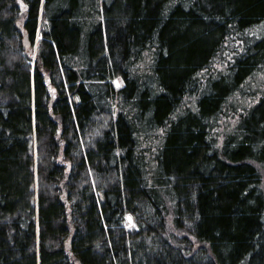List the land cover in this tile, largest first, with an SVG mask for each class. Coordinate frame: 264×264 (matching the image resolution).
<instances>
[{
    "label": "trees",
    "instance_id": "1",
    "mask_svg": "<svg viewBox=\"0 0 264 264\" xmlns=\"http://www.w3.org/2000/svg\"><path fill=\"white\" fill-rule=\"evenodd\" d=\"M263 23L264 0H0V264H264V91L234 104Z\"/></svg>",
    "mask_w": 264,
    "mask_h": 264
},
{
    "label": "rangeland",
    "instance_id": "2",
    "mask_svg": "<svg viewBox=\"0 0 264 264\" xmlns=\"http://www.w3.org/2000/svg\"><path fill=\"white\" fill-rule=\"evenodd\" d=\"M262 28L264 29V23L262 24ZM36 46L37 45H35L33 52H36V50H37ZM220 67H223V66L220 64L216 65V68L220 69ZM253 82H255V84H257L256 85L257 88L254 87V88H251V89L245 90V91H247V93L254 92V94L245 95V97H244V95H237L235 97L234 104L236 106L237 113H238V111L241 110L242 106H246L247 104L255 101L258 98V96L261 94V92L264 91V68L260 73L250 77L243 85H246L248 83H253ZM116 85H120V82L116 81ZM254 89H255V91H254ZM243 97H244V99H243ZM239 100H240V102H238ZM237 113H234L233 115L228 114L227 116L226 115L222 116L218 120V124L216 126V130H217L216 135L218 136L220 142H221V139L223 137V134L225 132H228L231 129V127L234 125V123L236 122ZM59 161L62 162L66 166V170H68L69 163L67 161H64L62 156L59 157ZM257 168L259 169V172L261 174V186L264 189V165L257 164ZM126 222L128 223V225L131 226L133 223L132 218L130 216H126ZM195 245H197V243H195Z\"/></svg>",
    "mask_w": 264,
    "mask_h": 264
},
{
    "label": "water",
    "instance_id": "3",
    "mask_svg": "<svg viewBox=\"0 0 264 264\" xmlns=\"http://www.w3.org/2000/svg\"><path fill=\"white\" fill-rule=\"evenodd\" d=\"M28 46V43L24 40V47L26 48Z\"/></svg>",
    "mask_w": 264,
    "mask_h": 264
},
{
    "label": "bare ground",
    "instance_id": "4",
    "mask_svg": "<svg viewBox=\"0 0 264 264\" xmlns=\"http://www.w3.org/2000/svg\"><path fill=\"white\" fill-rule=\"evenodd\" d=\"M23 46H24V44H23ZM28 48H29V43H28V46L26 48L24 47V49L27 50Z\"/></svg>",
    "mask_w": 264,
    "mask_h": 264
}]
</instances>
